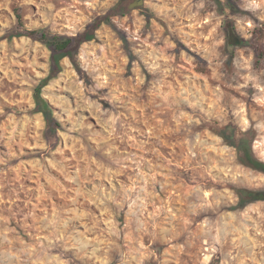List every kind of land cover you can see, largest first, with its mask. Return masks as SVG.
I'll return each instance as SVG.
<instances>
[{
	"label": "rangeland",
	"instance_id": "rangeland-1",
	"mask_svg": "<svg viewBox=\"0 0 264 264\" xmlns=\"http://www.w3.org/2000/svg\"><path fill=\"white\" fill-rule=\"evenodd\" d=\"M221 1L0 0V264H264V201L238 206L264 174L219 135L264 161V0ZM105 17L42 88L52 129L26 34Z\"/></svg>",
	"mask_w": 264,
	"mask_h": 264
},
{
	"label": "trees",
	"instance_id": "trees-1",
	"mask_svg": "<svg viewBox=\"0 0 264 264\" xmlns=\"http://www.w3.org/2000/svg\"><path fill=\"white\" fill-rule=\"evenodd\" d=\"M125 1L127 0H122L121 6L124 5ZM226 1L229 8L232 11H235L236 7L234 3L231 0ZM217 2L219 6H223V2L221 0H217ZM104 22L110 23L109 18L105 17L98 19L95 23L89 25L83 33L77 36L49 35L47 33L38 31H31L26 34L33 40L43 42L51 52L50 76L43 80L41 84L35 89L34 100L37 106V112L43 114L47 125L52 129H55L59 124L53 117L51 106L42 96V88L46 86L51 79L57 77L62 72V61L64 59L68 58L73 62V64L76 65V56L80 50L81 45L86 42L95 40L96 32ZM223 28L225 32L226 50L229 55L233 56L235 54V50L247 45L248 41L238 34L237 29L234 25V21L232 19H225L223 22ZM40 33L41 37L39 38L38 35ZM22 36L23 34L21 33L13 32L10 35L4 36L2 38L0 37V42L5 39L11 40L13 38ZM219 135L225 141L229 142L230 145L237 148V150L239 151V161L241 162V164L264 174V161L260 160L253 154L251 147L248 145V143H246L244 139L236 140V136L227 132ZM238 195L240 198L238 206H240L241 208L246 207L250 203L264 201V189H242L238 191Z\"/></svg>",
	"mask_w": 264,
	"mask_h": 264
},
{
	"label": "water",
	"instance_id": "water-1",
	"mask_svg": "<svg viewBox=\"0 0 264 264\" xmlns=\"http://www.w3.org/2000/svg\"><path fill=\"white\" fill-rule=\"evenodd\" d=\"M144 2H145V0H136L135 2H133V3L129 6V8H130V9L139 8V7L143 6Z\"/></svg>",
	"mask_w": 264,
	"mask_h": 264
},
{
	"label": "flooded vegetation",
	"instance_id": "flooded-vegetation-1",
	"mask_svg": "<svg viewBox=\"0 0 264 264\" xmlns=\"http://www.w3.org/2000/svg\"><path fill=\"white\" fill-rule=\"evenodd\" d=\"M136 1V0H135Z\"/></svg>",
	"mask_w": 264,
	"mask_h": 264
}]
</instances>
